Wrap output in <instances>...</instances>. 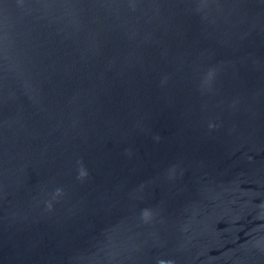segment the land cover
<instances>
[{"label": "water", "instance_id": "obj_1", "mask_svg": "<svg viewBox=\"0 0 264 264\" xmlns=\"http://www.w3.org/2000/svg\"><path fill=\"white\" fill-rule=\"evenodd\" d=\"M160 261L264 264V0H0V264Z\"/></svg>", "mask_w": 264, "mask_h": 264}, {"label": "clouds", "instance_id": "obj_2", "mask_svg": "<svg viewBox=\"0 0 264 264\" xmlns=\"http://www.w3.org/2000/svg\"><path fill=\"white\" fill-rule=\"evenodd\" d=\"M210 127H213V125H210ZM157 139H159V138L157 137ZM86 176H87V172H86V170H85L83 167H81V169H80V171H79V176H78V178H79V179H84ZM60 194H61V190L58 189L57 192H56V195L58 196V195H60ZM49 208H51V205H49ZM142 217H143L144 220L147 221V220L151 217V212H150V210H148V209H144V210L142 211ZM159 264H165V262H164V261H160Z\"/></svg>", "mask_w": 264, "mask_h": 264}]
</instances>
